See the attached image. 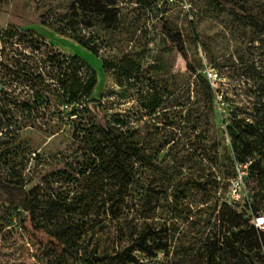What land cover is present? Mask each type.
Returning a JSON list of instances; mask_svg holds the SVG:
<instances>
[{
  "label": "rangeland",
  "instance_id": "obj_1",
  "mask_svg": "<svg viewBox=\"0 0 264 264\" xmlns=\"http://www.w3.org/2000/svg\"><path fill=\"white\" fill-rule=\"evenodd\" d=\"M185 1L188 12L163 1L152 16L136 0H0V264H76L24 197L36 187L62 201L92 187L101 197L104 179L91 161L117 119L122 138L144 152L133 160L141 187L129 185L133 206L120 205L121 224L151 229L149 241L163 247L153 258L136 253L139 263L208 264L219 207L239 212L252 195L231 155L232 116L264 97V0L244 6L254 21L232 15L236 0ZM74 56L89 67L76 75L93 70L96 86L63 111L60 85L74 78ZM208 69L217 73L211 91ZM35 95L44 102L32 110L25 102ZM110 236L97 239L106 246ZM260 255L248 254L264 264Z\"/></svg>",
  "mask_w": 264,
  "mask_h": 264
},
{
  "label": "trees",
  "instance_id": "obj_2",
  "mask_svg": "<svg viewBox=\"0 0 264 264\" xmlns=\"http://www.w3.org/2000/svg\"><path fill=\"white\" fill-rule=\"evenodd\" d=\"M136 1L152 16L153 13L155 16L158 14V0ZM246 4H255V0L232 1V15L238 17L239 21H244V17L239 15L241 11L249 19L256 20L254 13L244 7ZM260 30L264 33V28ZM80 45L96 54L87 44ZM67 66L73 70L74 78L69 85L63 82L60 85V94H65L62 104L89 98L96 86L94 71L88 75H76L81 68L89 70L88 65L78 56L71 57V64ZM102 66L104 69L113 68L105 60ZM205 80L207 88L213 90L209 81ZM43 102L41 96L35 95L32 100L25 102V106L37 110ZM123 126L124 122L117 119L115 129L108 130L106 134L110 144L94 150L90 167L99 176H103L106 188L101 197L95 193L96 187L87 188L86 195L78 194L68 201H62L53 194L42 195L38 193L37 187L29 190V195L24 197L25 208L36 212L41 228L62 244L65 253L76 264H140L136 253L153 258L156 250H163V247L149 241L155 233L151 229L135 234L136 225L124 227L121 224L120 205L122 204L123 209L133 206L128 200L129 185L141 187L135 175L133 160L143 158L144 155L134 141L131 142L126 136L122 138L120 130ZM232 130L231 155L239 166L247 165L245 185L252 195L250 199L246 196L239 212L232 209L230 203H222L219 207L216 223L206 235L208 264L216 259L221 264H256L248 254L251 252L255 256H261V250H264V233L249 225L252 217L264 213V97L257 95L254 98L250 113L232 116ZM102 230L111 232L112 239L106 246L97 239ZM220 231L221 236L218 235ZM120 235H125L128 243L122 241ZM260 258L264 262V257Z\"/></svg>",
  "mask_w": 264,
  "mask_h": 264
},
{
  "label": "built area",
  "instance_id": "obj_3",
  "mask_svg": "<svg viewBox=\"0 0 264 264\" xmlns=\"http://www.w3.org/2000/svg\"><path fill=\"white\" fill-rule=\"evenodd\" d=\"M163 1L166 2L167 6H168V4H172V2L173 3H178L183 9H186V12H188L189 8H190V5H188L185 0H163ZM163 1H162V4H159V0L157 1V8L156 9L158 11L161 9V7H162V5L164 3ZM216 77H217V73L212 72L209 69L207 70L206 78L209 81V83L212 86V88H214V86H215L213 82L215 81ZM212 80H213V82H211ZM69 105L70 104H65L64 103V104H62L60 106V109L63 110V111H68ZM239 167H241V166H239ZM242 167L247 169V165H243ZM235 198H236V200H243L244 197H243V195L236 194ZM254 225L257 228L264 227V216H256Z\"/></svg>",
  "mask_w": 264,
  "mask_h": 264
}]
</instances>
